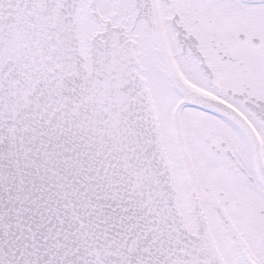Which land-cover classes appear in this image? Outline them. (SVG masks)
I'll return each instance as SVG.
<instances>
[{
    "label": "snow or ice",
    "instance_id": "snow-or-ice-1",
    "mask_svg": "<svg viewBox=\"0 0 264 264\" xmlns=\"http://www.w3.org/2000/svg\"><path fill=\"white\" fill-rule=\"evenodd\" d=\"M0 264H264V0H0Z\"/></svg>",
    "mask_w": 264,
    "mask_h": 264
}]
</instances>
